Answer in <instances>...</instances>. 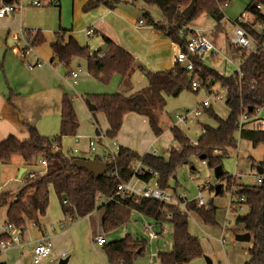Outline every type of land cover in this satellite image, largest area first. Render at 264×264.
I'll list each match as a JSON object with an SVG mask.
<instances>
[{
    "label": "trees",
    "instance_id": "obj_1",
    "mask_svg": "<svg viewBox=\"0 0 264 264\" xmlns=\"http://www.w3.org/2000/svg\"><path fill=\"white\" fill-rule=\"evenodd\" d=\"M18 0H10L9 3ZM127 0H87L85 10L104 5L112 10L121 2ZM143 5H155L163 21L155 20L151 14L142 9V20L145 24L158 29L164 37L185 47V36L179 35V29L185 27V34L190 31L188 24L203 13L208 14L219 25L223 17L222 10L228 0H193L194 6L189 17H184L181 10L191 0H138ZM135 4L136 0L130 1ZM1 3V2H0ZM264 5V0H248L244 11L252 15V22L243 27L259 43L256 49L250 53L240 51L243 60L239 71L229 76L220 74L213 67L206 65L199 56L191 57L192 70L187 71L181 64L174 61L170 69L165 71H148L129 51L122 46L103 36L105 49L90 51L86 45H80L72 36L66 40L63 34L66 30L56 31L55 38L50 44L52 55L57 62L63 65L67 74L71 76L69 69L73 58L86 61L89 75L102 83H107L113 75H118L123 86L130 80L131 74L138 70L145 74L147 83L144 87L125 95L116 92L113 96L99 97L96 94L86 95L95 111H102L108 120V129L105 135L114 138L117 135L119 124L116 114L121 111L135 110L148 119L150 128L155 136L161 133V129L155 117L157 108L164 106V95L177 96L182 91H193L191 81L199 78L202 85L218 83L227 89L224 104L228 108L226 117H220L209 105L204 112L215 122V125L202 124V133L198 136L196 144H191L189 139L173 125L169 128L172 138L179 144L178 148H171L166 158L152 153L138 154L135 150L120 145L111 161H105L107 171L95 177L83 168H77L71 164L75 156L66 155L61 151L60 142L64 136H74L78 128V120L74 110L72 99L66 93L60 97L59 126L55 135L47 136L38 132L34 125L25 124L27 137L19 139L12 134L0 140V163H10L14 156H18L23 165H36L40 160L45 161L43 169L34 172L25 180L24 186L13 196L10 191L0 192V207L6 206L5 223L24 230L26 221L40 227L39 217L44 215L49 200V189L55 192L62 213L71 219L87 216L96 207H103L101 227L103 232L110 231L127 223L131 211H137L145 217L161 224H171V249L158 251L159 264H187L193 259L202 256V247L197 236L188 232V219L184 211L173 204H167L146 197H125L117 201H100L113 194L115 185L119 181L128 180L132 174L133 163L141 160L144 165L157 173L155 183L160 188H176L177 170L191 164V158L204 156L202 159L209 168L221 165L222 158L227 155L228 149L236 147L235 133L239 116L245 112L248 117L257 115L259 108L264 106V13L257 8ZM255 24L263 26L258 32ZM44 41L40 33L32 40V45H38ZM264 123V116L262 117ZM97 131V130H95ZM239 138L249 141L253 146L262 144L264 147V126L260 128H243L238 132ZM86 158V157H80ZM91 159L101 160L94 155ZM264 168V159L258 163ZM254 168L255 165L252 164ZM112 171L116 175L111 174ZM143 181H148L149 174L141 176ZM220 180L225 179V185L218 195L228 191L234 197H243L245 209L237 213L234 222L242 226L243 232L250 235V247L246 250L247 259L242 264H264V182L257 185H234L231 175L222 173ZM174 180L173 186L170 181ZM214 190V186L210 187ZM67 201V204L63 203ZM231 204L237 206V201ZM186 208L192 211L206 226L217 224L216 207L209 200L206 204L197 205L195 200L188 202ZM2 234H0V237ZM146 245L145 239L132 238L129 234L124 237L106 242L102 245L108 264H133L134 260L143 252ZM4 264V262H0Z\"/></svg>",
    "mask_w": 264,
    "mask_h": 264
},
{
    "label": "rangeland",
    "instance_id": "obj_2",
    "mask_svg": "<svg viewBox=\"0 0 264 264\" xmlns=\"http://www.w3.org/2000/svg\"><path fill=\"white\" fill-rule=\"evenodd\" d=\"M86 1L40 0V5H33L31 0H18L12 3V5L17 6V10L0 18V122L4 119L9 121L12 134L20 139L27 136L25 128L27 123L35 125L42 134L52 136L58 131V110L60 109L62 92H65L72 99L79 123L77 132L83 135L91 134L94 132L95 121L92 116L93 112L87 109L84 102L86 95L96 94L105 99L107 96H113L118 89L121 90L122 86L117 83L118 75H113L107 83H102L89 75L86 65L82 63L80 64L82 71L77 78L73 79L67 75V70L57 64L51 55L49 42L60 27L71 28L75 38L83 43L91 44L93 40H96L95 35L88 38L85 29L88 28L89 17L96 12L97 9L95 8L101 5L85 10ZM130 1L119 3L116 9L123 15H134L133 20H135L142 16L141 10L138 8L139 1L136 0L135 4ZM247 2L248 0H228L227 5L222 10L223 17L220 24L216 27L214 19L206 13L198 16L191 22L192 24L190 23L191 28L202 32L214 45L215 53L202 58L205 64L211 67L216 65L217 69L216 67L213 68L225 76L236 72L237 67L242 62L240 54L234 51L235 48L232 49L229 46V37L234 27L233 22L239 18L242 12H245L244 8ZM146 8L154 19L162 20V15L155 5H146ZM260 10L264 13V7ZM248 15L246 24L252 22V17ZM256 25L254 27L261 32L263 28H258ZM38 33L41 34L44 41L38 45H32V40ZM14 35L16 36L14 37ZM21 51L25 52L24 56H21ZM37 56L43 62L41 68L51 72L49 76L48 73L42 72L41 68L30 69L29 64ZM52 62L55 63L56 71L51 70L52 65L50 64ZM172 63L173 52L170 49L167 62L162 64L159 70H151L150 68L147 70L165 71L170 69ZM69 69L76 70V65L71 64ZM37 71L38 73L42 72V75L39 76ZM62 80H64L63 83ZM72 80H75V83ZM146 83L145 75L139 73L133 78V89H139ZM213 86L218 87L220 85L215 83ZM219 93L223 96L225 94L223 89H219ZM206 96V92L201 88H197L196 92L184 90L177 96L164 95V106L155 111L157 123L162 130L158 136L154 135L148 120L142 117L139 112L135 110L121 111L116 114L119 124L118 135L121 138L120 144L131 147L140 155L152 153L155 149V155L166 158L171 148L179 147V144L172 138L169 130L171 126H177L191 143V141H196L202 133V124L215 125V122L204 112L203 107H200L201 112L196 117H189L183 123H176L175 115H182L188 110L200 106ZM123 98L126 96L123 95ZM210 106L220 117L227 116L228 108L225 106L223 98H212ZM93 114L97 116L101 127H107L110 118L107 120L102 111H95ZM263 116L264 106L259 108L256 116L250 117V120L244 124L245 128L254 129L264 126ZM235 137L236 147L228 149L227 155L221 161L223 172L226 175H231L233 179L234 185L230 186V189L238 184H254L256 171L252 164L257 165L264 159L262 144L253 146L249 141L239 138L237 131ZM82 143L85 145L86 139H82ZM73 144L71 136H65L62 139L61 151L66 154ZM151 144L152 147H150ZM86 158L91 159L92 156H86ZM17 160L20 158L14 156L10 163L6 165L0 163V189L13 192L9 200L13 199V196L24 186L26 180L25 174L21 177L16 175ZM191 165L194 166V170L189 169ZM36 169L41 171L43 165L38 162ZM176 177L178 186L174 188L175 181L171 180L170 185L173 187L170 189L178 193L184 192L189 198H194L197 195L198 189L205 179H208L213 186L217 182L221 183V188L225 185V179L216 180L213 169L196 157L191 158V164L180 167ZM153 184L154 181L151 180L149 185L153 186ZM210 189L204 188L202 192L205 204L211 200L217 206L215 217L217 220L223 218L224 220L219 221L220 223L216 220L217 224L212 227L217 228H211L201 223L206 235H203V232L192 219L188 220V230L200 240L202 256L187 264H240L242 250L246 251L245 247L248 243L235 241L237 228L233 220L229 224H224L225 217L228 215L225 207L230 199V192L225 191L222 195L215 196L214 190ZM5 209L6 206L0 207L1 229L4 226ZM232 209L237 213L244 211L243 209L238 211L237 206L232 207ZM102 213L103 207H96L87 216L69 220V217L61 212L55 192L53 189H49L48 206L39 221L41 229L45 227V229L50 230L53 247L52 253L38 264H57L63 258L66 259L65 264H108L103 247L94 243L98 234L104 237L105 243L120 239L126 234L132 238L145 239V248L133 264H159L157 252L171 249L172 226L169 222L158 224L137 211H131L127 223L103 232L101 227ZM193 215L196 217L194 213H191V216ZM228 216L230 221V218L233 219L235 215L230 214ZM146 224L150 225V229L154 233L160 232L157 240L149 241L144 230ZM25 226L22 232L21 247L11 245L0 248V262L3 261L5 264H33L34 240L40 232L39 228L28 220ZM215 235H219V237L216 238ZM62 253L64 255L61 257ZM204 256H207L211 262L207 263Z\"/></svg>",
    "mask_w": 264,
    "mask_h": 264
},
{
    "label": "built area",
    "instance_id": "obj_3",
    "mask_svg": "<svg viewBox=\"0 0 264 264\" xmlns=\"http://www.w3.org/2000/svg\"><path fill=\"white\" fill-rule=\"evenodd\" d=\"M31 3L33 5H40V0H31ZM257 8L261 9L264 7V5H257ZM15 10H17L16 5H12V3H0V18H3L4 16L8 14H12ZM247 12H242L238 19H236L233 24L234 27L231 32V36L229 37V46L232 49H241L245 51L246 53H250L254 51L259 43V40L255 39L244 27L243 25L246 24L247 21ZM248 16H251L249 14ZM141 22V21H140ZM188 28L190 31L185 34L184 29L185 27H182L179 29V35L185 36L186 38V45L185 47H181L180 45L176 43H172L175 45V54H174V61L178 62L179 64H182L185 62L184 68L187 71L192 70V60L191 57L193 56H199L201 58L208 57L210 54L215 53V48L212 42L200 31L194 30L191 28V26L188 25ZM92 30L90 28L85 29V34L89 36L91 34ZM16 35H14L15 37ZM24 51H21V56H24ZM40 64L37 63L36 66H39ZM240 66V65H239ZM239 66L237 67V71H239ZM71 77L75 79L76 73L71 72ZM75 82V80H73ZM191 88L193 90H196L197 88L203 89L207 96L206 99L203 100L200 104V106L195 107L192 110H188L182 115H175L176 123H183L185 122L189 117H196L200 114L201 110L200 107H208L211 104L212 98L215 99H225V94L227 92V89L221 86L215 87L213 84L209 85V82H206L204 85L201 84L199 78L195 77L191 81ZM219 89L224 90V96L219 93ZM250 120V117L247 116L245 112H243L236 123L237 126V132H239L241 129L245 128V123ZM75 147L71 149L70 154L72 153H78V155L82 154L84 157L86 156H94L98 154L100 150V156L102 161H111L114 159V156L116 155V152L118 150L119 145L115 142L114 138H108L104 132L97 130L94 134L87 137L86 140V147L80 148L79 147V138L75 137ZM191 144H196V141H191ZM152 153H155V149ZM99 156V157H100ZM40 163L44 166L45 161L40 160ZM202 163H204L202 161ZM111 174H115V171H112ZM149 174L151 177L148 179V181H143L142 175ZM157 178V173L152 170L151 168L147 167L142 163L141 160H137L133 163L132 168V174L128 180L125 181H119L115 185V189L113 194H111L109 197L101 199L100 197L96 198L97 202L100 201H117L118 199H122L125 197H146L150 198L156 201H160L167 204H173L180 208V210L184 211L187 215V219H191V213L192 211L186 208V204L188 202H191L192 200H195L197 202V205H203L205 204L204 196L202 195V192L204 188H210L211 185L208 179H205L203 184L198 189V193L194 198H189L186 193H178L170 188H160L156 185L155 180ZM193 178V177H191ZM153 180L154 184L153 186H150V181ZM262 181V176L258 175V178L254 182V185L259 184ZM230 193V198H231ZM237 206L238 211L244 210L245 206L243 205L244 198L243 197H237ZM64 204H67L66 200H63ZM68 216V215H67ZM69 217V220H71V217ZM144 230L146 231V235L148 239L156 238L157 234L154 233L150 229V225L146 224L144 227ZM22 230L19 227H15L11 224L5 223L2 228V236L0 237V248H5L11 245L19 246L21 245V239H22ZM94 243L96 245L102 246L105 243V239L102 235L96 236L94 239ZM52 247L53 242L51 238L47 235H43L38 242L35 244L33 250H32V262L34 264H37L41 260L47 258L52 253ZM64 255V253L61 254V257Z\"/></svg>",
    "mask_w": 264,
    "mask_h": 264
},
{
    "label": "crops",
    "instance_id": "obj_4",
    "mask_svg": "<svg viewBox=\"0 0 264 264\" xmlns=\"http://www.w3.org/2000/svg\"><path fill=\"white\" fill-rule=\"evenodd\" d=\"M0 2H3V1L0 0ZM138 8L141 10V14H142V9L141 8H145L147 10L146 5H143L141 2H139ZM95 9H97L96 12L89 17V21L87 20L88 21V23H87L88 24V28H90L92 30V32H91V34L89 36H87V35L86 36L88 38L91 35H95L96 36V40H93V42L91 44H89L88 42L83 43L81 41H78L75 38L71 28L60 27V28H58L57 31L66 30L64 32V34H63L64 40H66L67 37L70 35V36L74 37L76 39V41L80 45H86L90 51H95V50H98V49H102V46L104 44L103 36H106V37L110 38L111 40H113L114 42H116L117 44H119L120 46H122L127 51H129L141 64H143L144 66L146 65L147 66V67L145 66L146 69L150 68L151 70H159L161 68V65L165 64L167 62L168 57L170 55V49H171L172 52H173V63L171 65V67L173 66V64H174V54H175V50H176L175 49V45L169 39L164 37L163 34L158 29H156V28H154V27H152L150 25L145 24V22L142 20V17H139V18L133 20L134 15L133 16L132 15L131 16L123 15L122 13H120V11L118 9H116V7L114 9L110 10L107 7H105L104 5H101L100 7H97ZM158 20L159 21H163V17H162V20L161 19H158ZM129 21H131L132 23H130ZM219 24H220V22H219ZM257 25H259V24H257ZM257 25H256V27L263 28V26H261V25L257 26ZM189 26H190V23H189ZM261 31H262V29H261ZM231 32H232V30H231ZM54 38H55V35H54ZM54 38L49 42V46L53 42ZM50 51H51V49H50ZM237 53L240 54V56L242 57V60H243V55L240 53V51H237ZM51 55H52V52H51ZM52 57H53L54 60H56L53 55H52ZM37 63H39L40 65L36 66ZM82 63L86 65V61L83 60V59L73 58L71 60L70 65L71 64H75L76 65V70H70L71 72H75L76 73V77L75 78H77L78 74L82 71L81 68H80V64H82ZM57 64H59V65H61L63 67V65L60 64L59 62H57ZM29 65H30V69H32V68H41L42 65H43V62H41L40 61V57L37 56L34 59V61L32 63H30ZM50 65H52L51 66L52 67L51 70L52 71H56L57 68L55 66V63L52 62V64H50ZM212 67H216V69H217L216 65H213ZM41 69H42L41 70L42 72L44 71L45 74L48 73V76L50 75L51 72L48 69H47V71L45 70V68L44 69L41 68ZM148 71H150V70H148ZM42 72L38 73V71H37V74L40 76V75H42ZM139 73H142V72H139L138 70H135L131 74L130 80L128 82H126L124 84V86H123L122 82L120 81V78H118L117 83H118L119 86H122V87H121V90L118 89L117 92H122L124 95H129L130 93L138 90V89H133V85L132 84H133V78L136 77V75L139 74ZM69 77H71V76L69 75ZM63 81L64 80H62V83H63ZM39 82H41L40 79H39ZM142 87H144V86H142ZM142 87H140V88H142ZM62 93H65V92H62ZM8 102H9V98H8ZM91 112H93V111H91ZM58 113H59V110H58ZM10 115L12 116V114H10ZM58 116H59V114H58ZM92 116H93L94 121H95L94 126H93L94 132L91 133V134L88 133V135H83V134L77 132L74 136H71V139L73 140L74 144H73V146H71L69 148V152H70V150L73 147H75V141H74L75 137L79 138V147L83 149V148L86 147V144L84 145V143H82V139H86L87 140V137L91 136L92 134H94L95 130H100V131L105 133V131L108 129V127H109L108 123H107V127H101L100 123L98 122L97 116L95 114H93V113H92ZM142 117L147 119V117L145 115H142ZM58 126H59V121H58ZM11 128L12 127H11L10 122L7 121L6 119H4L3 121L0 122V140L3 139L4 137H6L8 134H12L13 131H11L12 130ZM36 129H37V127H36ZM38 132H39V130H38ZM56 133L57 132H55L53 135H55ZM40 134H42V133H40ZM12 135H14V134H12ZM42 135L51 136V135H48V134H42ZM26 137H24V138H26ZM64 137L61 138L60 145L62 144V139ZM117 137H118V140H117ZM24 138H22V139H24ZM120 139L121 138H120V136L118 135V132H117V136L114 137V140L119 146L122 145L119 142ZM122 146L128 147L126 145H122ZM150 147H152V144H151ZM60 148H61V146H60ZM128 148H131V147H128ZM69 152H67L66 155L75 156L77 158L84 157L82 154L81 155H78V153L70 154ZM152 154H154V153H152ZM96 155H98V156L101 155L100 154V150H99L98 154H96ZM100 157H102V156H100ZM16 164H17L16 165V170H17V174L16 175L17 176L21 177L22 175L25 174L26 178H27L29 176H32L34 174V172H39L36 169V167L38 166V163L36 165H33V166L32 165L27 166V165H23V163H22V161L20 159V160L16 161ZM189 169L190 170H194V166L191 165ZM255 175H256V177H255V181H256V179L258 178V174L256 173ZM3 191H10V190H2V189H0V192H3ZM10 192L13 194L12 191H10ZM232 197L233 196H231V198ZM231 198L228 200L225 208H226V210L228 212V215H230V214L236 215L237 211L232 209V207H234L235 205L233 206L230 203L233 200L236 201L237 197H233L232 199ZM214 206L217 209V206L216 205H214ZM237 208H238V206H237ZM60 209H61V207H60ZM61 212H62V210H61ZM228 215L225 217L226 218L225 221H224L225 225L227 223L229 224V222H231L232 220L234 221V217L235 216L233 217V219L230 218V221H229V216ZM40 218H41V216L39 217V220H40ZM191 219L193 220V222L195 224H197V226L200 229V231L203 232V235H206V234H204L206 232H204L203 229H202V225H201L202 222L200 221V219L197 216L194 217V215L191 217ZM216 220H217V218H216ZM222 220H224V218ZM222 220H217V221L221 222ZM4 224H5V220H4ZM234 224H235V222H234ZM235 226L237 228V233H243L241 225L235 224ZM0 227H1V225H0ZM25 227H24V229H25ZM38 228H39V232L40 233L38 234L37 238L34 240V244H36L38 242V240L43 235H47V236H49L51 238V236H50L51 234L49 232L50 230H48L47 228L45 229V227L42 228V229H41V227H38ZM211 228H217V227H211ZM1 232H2V229L0 228V234H1ZM188 232L191 235H193L189 230H188ZM156 234H157L156 238H153L155 240L158 239V237H159L158 235L160 234V232H157ZM98 235H100V234H98ZM215 237L217 238V237H219V235L218 236L215 235ZM22 239H23V237H22ZM153 239H149V241L153 240ZM220 241H222V238H220ZM236 242L237 243H246V242H239V241H236ZM247 243L248 244L246 245V247H245L246 249L245 250H247V248L250 247V245H251L249 243V241ZM237 245H236V247H237ZM19 247H21V245H19ZM242 251L243 252H242V256H241L242 258L240 260L241 261L240 264H242V262H244L247 259L246 251H244V249ZM4 264H5V262H4Z\"/></svg>",
    "mask_w": 264,
    "mask_h": 264
},
{
    "label": "water",
    "instance_id": "obj_5",
    "mask_svg": "<svg viewBox=\"0 0 264 264\" xmlns=\"http://www.w3.org/2000/svg\"><path fill=\"white\" fill-rule=\"evenodd\" d=\"M2 1L5 3H8L10 0H2ZM193 6H194V2H193V0H191L189 2V4L181 10V14L186 18L189 17V15L193 9ZM105 47H106V44L104 43L102 46V49L104 50ZM184 65H185V62H183L181 64V67L184 68ZM84 102H85L88 110H90V111L95 110V106L93 104H91L88 99H85ZM203 157L204 156H200L199 158L202 159ZM71 164L77 168L85 169L89 173L93 174L95 177L100 176L107 171L106 163L101 161V160H98V159L75 158L72 160ZM254 169L258 175L262 176V182H264V168L261 165L257 164V165H255ZM222 173H223V170L221 168V165H217L213 168V175H214V178L216 180L219 179V177ZM221 186L222 185L220 182H217L214 185V195L215 196L218 195V193L221 189ZM235 240L239 241V242H248L250 240V235L248 232L237 233V234H235ZM204 258H205L207 263H210V260L207 256H204ZM65 263H66V259L63 258V259H60L57 264H65Z\"/></svg>",
    "mask_w": 264,
    "mask_h": 264
}]
</instances>
